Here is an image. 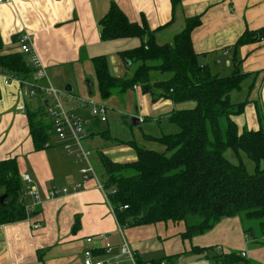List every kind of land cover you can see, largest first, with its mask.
<instances>
[{"label":"crops","instance_id":"0c3cea01","mask_svg":"<svg viewBox=\"0 0 264 264\" xmlns=\"http://www.w3.org/2000/svg\"><path fill=\"white\" fill-rule=\"evenodd\" d=\"M112 3L129 21L140 23L144 18L150 29L167 23L157 31L158 41H170L183 28L185 18L200 15V24L191 31L194 51L203 54L200 62L205 61L213 73H220L215 63L222 64L223 71H229L233 68L231 59H234L233 63H238L241 71L257 73L249 102L264 104V39L238 46L222 55L246 29L264 27V0H180L175 8H172L171 0H0L3 52H20L17 39L27 33L34 55L45 67L49 80L65 85L63 89L70 96L85 97L78 92L83 93L80 84L75 90L73 87L93 71L92 59L104 55L110 72L116 76L124 75V71L117 70L119 64L126 67L119 52L131 49L139 42L136 37L101 39L98 21ZM24 56L29 60L28 55ZM70 71H76L79 78L65 76ZM6 75L0 72V161L16 160L22 181L21 198L29 215L23 220L0 224V264H80L87 248L91 249L93 260H103L106 264H132L120 253L124 240L145 263L166 262L168 257H174L169 264H193V261L209 256L210 264H215L216 253L230 251L244 252L248 263H254L247 258L255 251L244 246L247 241L242 239L246 240V237L238 216L223 218L207 232L188 239L181 237L185 230L182 222L120 226L106 190L94 178L83 181L74 155L63 149L52 128L44 148L35 149L26 109L37 111L48 99L42 93L23 98L17 82L4 83ZM246 80L249 84L252 77ZM92 87V82L85 84V94L90 98ZM133 90L138 92L137 104L127 118L137 116L140 124H152L155 120L161 124L170 123L163 118L172 110L192 107L190 101L172 103L160 99L152 102L150 95L140 91L138 86ZM36 97L40 104L32 108L31 101ZM66 98L63 96L64 100ZM66 105L70 107V104ZM110 110L107 107L106 121ZM77 111L83 118L87 133L85 145L91 156L90 146L94 144L97 146L95 153L102 151L113 161L136 159L135 151L127 144L111 143L99 135L88 137L92 126L93 130H101V123L91 117L87 108H77ZM176 128L173 124L168 127V132L157 129L141 135L145 139V135L174 133ZM23 175L29 176L30 181L23 180ZM98 178L101 181L99 175ZM76 184L79 188L72 190ZM63 187L69 190L47 195L48 191ZM31 191L38 197L34 198ZM89 236L93 237L91 243L86 242ZM197 247L207 249H193ZM262 259L264 264V256Z\"/></svg>","mask_w":264,"mask_h":264},{"label":"trees","instance_id":"16d2710c","mask_svg":"<svg viewBox=\"0 0 264 264\" xmlns=\"http://www.w3.org/2000/svg\"><path fill=\"white\" fill-rule=\"evenodd\" d=\"M171 2L172 8L180 4V0ZM199 24L200 15L187 17L183 28L170 41L159 42L156 33L167 23L150 29L144 18L140 23L129 21L114 3L99 19L102 40L136 37L140 41L138 46L119 52L129 61L126 68H132L123 76L110 72L106 56L92 59L100 96L138 86L150 95L152 102H194L192 108L174 109L163 118L177 127L176 132L145 135L146 140L164 146L163 151L146 148L134 140L116 141L108 130L96 131L92 126L88 137L99 135L111 143L127 144L136 153L133 161L116 162L97 150L102 187L122 227L182 222L185 230L181 237L188 239L207 232L223 218L238 216L244 233L254 243L264 245V104L254 103L257 129L244 126L239 130L233 120L249 102L257 73L241 71L234 59L228 74L213 73L208 64L201 63L203 54L194 51L191 41V31ZM261 39L264 27L246 29L228 51ZM3 49L0 35V72L30 77L34 68L24 54L4 53ZM250 76L246 97L232 101L233 93L242 91ZM26 111L34 147L42 149L49 140L50 128L53 129L45 103L37 111ZM228 150L235 162L225 155ZM244 155L253 161V170L246 167ZM21 192L16 160L0 161V194L7 195L0 203V224L29 215ZM124 205L127 207L123 209ZM172 258H167L169 262L166 259L167 264L174 261ZM213 259L215 264H249L237 251L216 253ZM136 261L147 264L137 256Z\"/></svg>","mask_w":264,"mask_h":264},{"label":"built area","instance_id":"2783aa9c","mask_svg":"<svg viewBox=\"0 0 264 264\" xmlns=\"http://www.w3.org/2000/svg\"><path fill=\"white\" fill-rule=\"evenodd\" d=\"M18 43L19 51L29 56V61L33 65L34 70L28 78L7 74L4 83L10 81L17 82L23 98L36 96L40 93L46 95L48 99V105L46 106L47 117L51 120L55 135L61 141L63 149L74 155L75 161L79 163V173L83 181L94 178L102 186L91 162V151L84 143L87 133L84 128L82 115L77 111V108H87L91 117L96 118L100 123L105 122L107 119L106 105L98 103L90 97L70 96L64 89L55 87L49 80L45 67L35 57L29 35L22 33L19 36ZM228 49H225L222 54L223 56ZM63 96H67V98L64 100ZM66 103L70 104V107H67ZM22 178L23 180L30 181L27 175H23ZM77 188H79L78 184L74 185L71 189L76 190ZM68 190L66 187L54 188L48 191L47 195L54 196L61 192H67ZM30 193L34 198L38 197L33 191ZM126 207L127 205H124L123 209ZM29 209L27 207V210ZM100 237H102V234H100ZM92 241L93 237L89 236L86 238L87 243H91ZM109 250L110 248H108ZM120 253L126 255L132 264H138L136 261V252L129 247L125 240L120 246ZM92 255L91 249H85L80 264H106L103 260H93ZM241 255L246 256L244 252ZM147 264L153 263L149 262ZM160 264H166V262L161 261Z\"/></svg>","mask_w":264,"mask_h":264},{"label":"rangeland","instance_id":"374dc122","mask_svg":"<svg viewBox=\"0 0 264 264\" xmlns=\"http://www.w3.org/2000/svg\"><path fill=\"white\" fill-rule=\"evenodd\" d=\"M164 41L165 40L159 39V42H164ZM139 42L137 41V44L135 46H138ZM135 46L133 45L131 48H133ZM27 60H28V58H27ZM210 62H214V61H210ZM202 63H206V62L203 61ZM115 64H117V63H115ZM215 64L217 65L218 70L220 71V74H228L231 72V70L223 71L222 70V67H223L222 64H217V63H215ZM117 67H118L117 70H120L121 72L124 71V74L130 73V70H132V68L123 67L122 64L117 65ZM111 69H112V71H115L113 67H111ZM225 72H228V73H225ZM65 76H67L69 79L76 78L75 76H77V78H79L76 71H74V72L70 71L69 74L65 75ZM121 76H123V75H121ZM80 78H82V76H80ZM87 82H92V86H93L92 87V91H93L92 98L96 102L102 103L111 109L109 111V114H108V120L106 122H100L101 124L99 126H100L101 130H109V134L112 136L113 139H116V141L134 140L139 145L144 146L146 148L154 149L157 151H163L164 150V146L158 144L157 142H152V141H148L146 139H143L141 133L142 132L152 133L157 129H161V130H163V132L164 131L168 132V127H173V124H171V123H165V124L162 123L161 124L160 122H157V120H155L152 124H149V122H143L137 126H133V125H130L126 122L128 119L127 115L131 111L133 112V110H135V106L137 104L136 100L138 99V92L137 91L133 90V88H130V89L126 90L125 92H118V90L115 89V90H113L112 94L109 95L108 97H102L97 93L96 80L94 78V71L89 73V75L84 76L82 78V80L79 83H77V85H74L73 89L75 90L76 87L78 86V84H80V86L83 90V93H81L80 91H78V92L80 94L84 95L85 97L86 96L89 97L88 94H85V84ZM248 82H249V80H246L244 82L242 91H240V92L235 91L233 93V95L231 96L232 101L243 100L246 97ZM52 84L55 87H57L58 89L59 88L63 89L65 86V85L55 84L54 81L52 82ZM62 84H64V83H62ZM31 104H32V108H36L40 104V100L37 97L33 98L31 101ZM190 105L193 107L194 102L190 101ZM254 111H255L254 110V104L251 102H248L245 106L244 111L241 114L234 116L235 117L234 119L236 121V125L238 126L239 130H242V128L244 126L250 128V129H257L259 127L258 121L255 118V112ZM44 121H47V120L44 119ZM263 123H264V118H263ZM176 131H177V128H176L175 132ZM84 143H85V141H84ZM90 147L92 148L91 162L93 164L95 171L97 172V175L100 176V169L101 168H100V165L98 163L97 154L95 153V149L97 146L93 144ZM230 152L231 151H229V150L226 151L225 155L227 157L233 158L231 155H229ZM233 161L235 162V158H233ZM243 161H244L246 167L248 168V170H250V171L253 170V167H254L253 161L249 160L245 155H244ZM78 165H79V163H78ZM262 167H264V162L262 163ZM92 180H94V179H92ZM244 235L246 237V240H244L243 237H242V239L245 242L247 241L246 243L248 244V246L246 243L244 245L246 247V249L248 248V249H252L255 251V252H253V255H251V257L248 256L249 255L248 254L247 258L252 260V262H254L253 264H262L261 262L263 260L262 256H264V245L254 243L253 240L249 236H247V234L244 233ZM219 253H221V252H219ZM258 256L260 257L259 260L257 259ZM255 257H256V259H254ZM251 258H253V259H251ZM211 261H212V259H210L209 256H208V258L201 257V258H199V260L197 262L193 261V264H210Z\"/></svg>","mask_w":264,"mask_h":264},{"label":"water","instance_id":"95a60500","mask_svg":"<svg viewBox=\"0 0 264 264\" xmlns=\"http://www.w3.org/2000/svg\"><path fill=\"white\" fill-rule=\"evenodd\" d=\"M124 62L129 65V61L125 58H123ZM68 86L66 87V90H68ZM44 103L45 105L47 106L48 105V101L47 100H44ZM127 122L130 124V125H133V126H137L140 124V120L137 116H130L128 119H127ZM6 194H0V203L3 202V200L6 198Z\"/></svg>","mask_w":264,"mask_h":264}]
</instances>
